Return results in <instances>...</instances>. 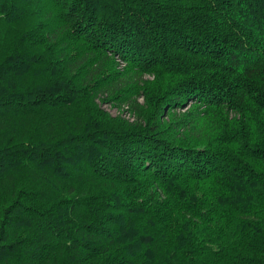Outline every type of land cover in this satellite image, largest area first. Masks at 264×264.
<instances>
[{"label":"trees","instance_id":"16d2710c","mask_svg":"<svg viewBox=\"0 0 264 264\" xmlns=\"http://www.w3.org/2000/svg\"><path fill=\"white\" fill-rule=\"evenodd\" d=\"M0 264H264V0H0Z\"/></svg>","mask_w":264,"mask_h":264},{"label":"rangeland","instance_id":"374dc122","mask_svg":"<svg viewBox=\"0 0 264 264\" xmlns=\"http://www.w3.org/2000/svg\"><path fill=\"white\" fill-rule=\"evenodd\" d=\"M140 103H143V98L138 99ZM101 100L98 98L97 102L100 104V106L106 110L107 113H110L111 115L114 116H119L122 117L128 121H135L137 118V114L131 110L130 105L124 104L121 105L120 107L115 105L114 103H101ZM97 103V104H98Z\"/></svg>","mask_w":264,"mask_h":264}]
</instances>
